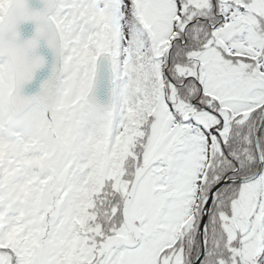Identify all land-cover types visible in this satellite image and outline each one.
Listing matches in <instances>:
<instances>
[{"label":"snow or ice","instance_id":"6c2138e0","mask_svg":"<svg viewBox=\"0 0 264 264\" xmlns=\"http://www.w3.org/2000/svg\"><path fill=\"white\" fill-rule=\"evenodd\" d=\"M0 264H264V0H0Z\"/></svg>","mask_w":264,"mask_h":264}]
</instances>
